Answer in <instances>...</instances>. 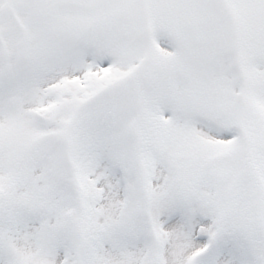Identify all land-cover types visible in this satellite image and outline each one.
<instances>
[{
  "label": "snow or ice",
  "instance_id": "snow-or-ice-1",
  "mask_svg": "<svg viewBox=\"0 0 264 264\" xmlns=\"http://www.w3.org/2000/svg\"><path fill=\"white\" fill-rule=\"evenodd\" d=\"M0 264H264V0H0Z\"/></svg>",
  "mask_w": 264,
  "mask_h": 264
}]
</instances>
